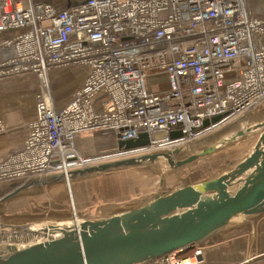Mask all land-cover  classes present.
Returning <instances> with one entry per match:
<instances>
[{"label": "built area", "instance_id": "obj_1", "mask_svg": "<svg viewBox=\"0 0 264 264\" xmlns=\"http://www.w3.org/2000/svg\"><path fill=\"white\" fill-rule=\"evenodd\" d=\"M0 48L11 50L0 59V76L44 80L48 71L72 66L86 77L61 107L46 90L37 96L22 147L0 160V183L17 187L180 149L264 107V17L247 0H78L69 8L0 0ZM158 78L165 91L152 89ZM214 116L221 119L204 127ZM97 130L116 145L140 133L148 143L93 156L75 152L76 136ZM173 131L182 137L171 138ZM179 252L157 263L198 264L202 256L196 246L183 260Z\"/></svg>", "mask_w": 264, "mask_h": 264}, {"label": "water", "instance_id": "obj_2", "mask_svg": "<svg viewBox=\"0 0 264 264\" xmlns=\"http://www.w3.org/2000/svg\"><path fill=\"white\" fill-rule=\"evenodd\" d=\"M67 2L66 8L76 3L71 0ZM220 119V116H214L211 122L204 120L203 126L214 124ZM242 129L215 141L211 146L203 148L199 154L190 155L183 160L175 159L181 151L175 149L170 152L145 154L138 158L99 163L96 166L68 171L66 176H53V181H67L69 177L138 166L159 158L164 159L171 168L182 167L202 156L215 153L225 143L260 131L253 151L230 172L216 179L186 185L167 194H156L142 207L114 214L106 219L82 220L67 227H42V241L22 249L8 245L6 251H0V264H143L157 261L174 251L180 250L179 253H182L193 249L227 226L233 218L262 215L264 121L259 120L255 125ZM170 137L180 138L182 134L180 131H173ZM147 143V135L140 133L137 139L118 142L117 147L131 149ZM30 184L7 193L0 198V203Z\"/></svg>", "mask_w": 264, "mask_h": 264}, {"label": "rangeland", "instance_id": "obj_3", "mask_svg": "<svg viewBox=\"0 0 264 264\" xmlns=\"http://www.w3.org/2000/svg\"><path fill=\"white\" fill-rule=\"evenodd\" d=\"M47 1L58 8L65 7L68 3V0ZM250 8L256 11V8L260 7ZM55 69L57 70L52 69L43 77L44 83L34 74L0 76V120H2L0 121L2 126L0 133H3L0 137V145L8 146L11 142L22 140L25 127L20 125V121H26L32 117L36 98L42 91H45L44 89H47L53 97L52 100L55 99L56 103L61 105L80 86L83 79L80 70L67 67ZM151 85L152 82L149 81L146 87H151ZM165 88L162 85L160 88L153 86L152 89L164 91ZM246 120L248 121L247 127L255 125L259 120L264 121V107L251 113L248 118L238 120L234 125L239 126L238 123H243L242 127H244ZM3 121H6V127ZM231 127L233 126L217 128L199 139L185 143L175 159L183 160L190 155L199 154L203 148L211 146L215 141L229 137ZM85 134L83 138L81 137V144H77L78 148L82 146V150L78 151L75 146V152L82 156H93L94 142L90 144V141H93L90 137L93 136L89 133ZM258 135L259 132H252L244 138L225 143L218 147L215 153L202 156L182 167L171 168L164 159L159 158L151 163H140L138 166H126L104 173L69 177L66 182L60 179L53 181L50 177L36 179L31 184L21 182L18 187L30 185L0 203L1 248L5 240L14 236L13 233L21 238L26 234V229L38 230V228L52 225L64 227L74 223V220L106 219L114 214L142 207L156 194H167L175 189L186 187V185L216 179L230 172L253 151ZM4 151L0 150V158ZM54 175L59 176V173ZM14 183L17 182L0 183V198L18 188L14 186L16 185ZM35 238L37 237L26 242L13 239L14 241L9 240L8 244L22 249L32 244L29 241ZM184 256L188 255L184 254ZM184 256L178 257L177 260H183L186 258Z\"/></svg>", "mask_w": 264, "mask_h": 264}, {"label": "crops", "instance_id": "obj_4", "mask_svg": "<svg viewBox=\"0 0 264 264\" xmlns=\"http://www.w3.org/2000/svg\"><path fill=\"white\" fill-rule=\"evenodd\" d=\"M253 6L254 7L258 6L260 8H256L257 10L254 11L252 8H250ZM247 7L255 16L257 15V16L264 17V0H247ZM261 8H263V10H261ZM10 52L11 50L8 48H3V49L0 48V59H3V57L8 56ZM63 68H66V67H63ZM63 68H59V69H63ZM67 68L76 69V70L81 71L82 77H83L82 82L80 83L81 85L86 78L85 70L81 67L77 68V67L70 66ZM54 70H57V69H54ZM33 74L22 73L18 75L22 76V75H33ZM156 80H157V85L156 86L154 85L156 88H160L162 85L166 87V82L164 78H158ZM71 95L69 96L67 101H69V99L71 98ZM67 101H65L61 105H58L54 99L53 103H54V106L61 107ZM34 116H35V109H34V113L32 117H30L26 121H23V120L20 121V125L25 127V133L23 137L21 138L22 140H20V142H11L9 143L8 146L6 145L3 146L2 144L0 145V150H5L0 159L6 158V156L9 153L20 150V148L23 145V142L25 141V137L27 135L28 125L34 119ZM238 124L239 126L234 125V123L229 124L233 126L230 128L229 131H233L235 129L239 130L240 128L244 129L245 126L242 127V123H238ZM5 127H6V124H5ZM8 128H9V125L7 126V129ZM89 134L93 136V137H90V138H93V141L91 140L92 142L90 141V144L94 142L93 148H92L94 152L93 155L108 153L111 150L117 148L116 143L114 142L112 136H110L109 134L103 131H99V130L95 132H91ZM2 135L3 133H0V137ZM83 135H86V134L84 133V134H80L76 136V139L74 142V147L77 146L76 149L78 151L82 148V146L78 148L77 144L78 143L81 144L80 140H81V137L83 138ZM85 143H88V142H85ZM56 175L52 174L49 177L51 179L53 176H56ZM233 219L230 221V223L227 226L218 230L215 234L210 236L208 239L204 240L202 243L196 245V247L201 249V252H202V256L200 257V262L198 264H264V213L262 215H256V216L251 215V216H247L243 218L240 217V218H236V219L233 218ZM143 264H159V263L151 261V262H147Z\"/></svg>", "mask_w": 264, "mask_h": 264}, {"label": "bare ground", "instance_id": "obj_5", "mask_svg": "<svg viewBox=\"0 0 264 264\" xmlns=\"http://www.w3.org/2000/svg\"><path fill=\"white\" fill-rule=\"evenodd\" d=\"M45 81L43 80V83H44ZM44 90H46L47 91V89H44ZM248 117V116H247ZM244 122V121H243ZM243 124V123H242ZM239 125V124H238ZM243 126V125H242ZM246 127V126H245ZM237 129H235V130H233V131H230V133L232 134V133H234L235 131H236ZM243 130V129H242ZM259 133H260V131H259ZM231 134H229V136L231 135ZM259 136V135H258ZM68 181V180H67ZM66 182V181H65ZM69 184V183H68ZM77 222H79V221H76V220H74V223H72V224H70V225H75V223H77ZM70 225H67V226H70ZM67 226H64V227H67ZM62 227V226H61ZM41 229H43V228H38V230H30V229H26V234L23 236V237H17L16 235L17 234H14L13 233V235L14 236H12L11 238H9L8 240H5L6 242L5 243H3L4 244V246L1 248V246H0V250L1 251H6V247L9 245L8 243H9V240H12V241H14V240H21L22 242L24 241V242H26L27 240H30L31 238H33V237H37V238H35L33 241H29L30 243H32V244H34V243H36V241L35 240H37V241H42L43 240V233L41 232ZM41 237V238H40ZM4 238V237H3ZM2 238V239H3ZM14 239V240H13ZM0 242H1V240H0ZM31 245V244H30ZM10 246H14V245H10ZM29 246V245H28ZM26 247V246H25ZM17 249H18V247H16ZM175 264H185L184 262H176Z\"/></svg>", "mask_w": 264, "mask_h": 264}, {"label": "trees", "instance_id": "obj_6", "mask_svg": "<svg viewBox=\"0 0 264 264\" xmlns=\"http://www.w3.org/2000/svg\"><path fill=\"white\" fill-rule=\"evenodd\" d=\"M191 252H192V249H188V250L184 251L183 253H179V254L177 255V257L184 256V254L190 255V254H192ZM184 257H188V256H184ZM153 262H157V261H153ZM159 264H160V263H159ZM161 264H162V263H161Z\"/></svg>", "mask_w": 264, "mask_h": 264}]
</instances>
